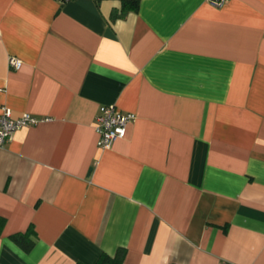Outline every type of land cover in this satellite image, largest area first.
I'll return each instance as SVG.
<instances>
[{"label": "crops", "instance_id": "0c3cea01", "mask_svg": "<svg viewBox=\"0 0 264 264\" xmlns=\"http://www.w3.org/2000/svg\"><path fill=\"white\" fill-rule=\"evenodd\" d=\"M121 7L0 0V113L44 119L0 150V264H264V0Z\"/></svg>", "mask_w": 264, "mask_h": 264}, {"label": "built area", "instance_id": "2783aa9c", "mask_svg": "<svg viewBox=\"0 0 264 264\" xmlns=\"http://www.w3.org/2000/svg\"><path fill=\"white\" fill-rule=\"evenodd\" d=\"M227 0H208L216 7H221ZM8 63L12 68H20L22 62L19 59L10 57ZM136 115L132 112H122L115 105H100L95 117V130L98 134L97 146L100 149H108L117 139L123 138L128 124L133 122ZM44 120L33 116L30 113L23 112L14 116L10 109L3 107L0 113V150L10 140L12 134L17 129L33 125Z\"/></svg>", "mask_w": 264, "mask_h": 264}, {"label": "trees", "instance_id": "16d2710c", "mask_svg": "<svg viewBox=\"0 0 264 264\" xmlns=\"http://www.w3.org/2000/svg\"><path fill=\"white\" fill-rule=\"evenodd\" d=\"M61 1H65V0H61ZM137 9H138V0H122V7L120 13H117L116 11H112L111 17L112 19H115L116 17H122L129 10L136 11ZM3 225H4V219L0 217V233ZM32 234H34V231L32 226H30L24 232H15L11 234L9 238L22 251L27 253L32 249L34 245L33 240L30 238ZM125 252L126 250L123 247L117 248L113 255L102 252L99 254V256L97 257L96 261L93 264H125L124 262ZM75 264H87V263L78 261Z\"/></svg>", "mask_w": 264, "mask_h": 264}]
</instances>
